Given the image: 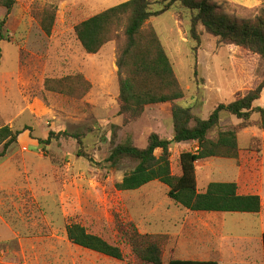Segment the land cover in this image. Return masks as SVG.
<instances>
[{"label": "rangeland", "instance_id": "obj_1", "mask_svg": "<svg viewBox=\"0 0 264 264\" xmlns=\"http://www.w3.org/2000/svg\"><path fill=\"white\" fill-rule=\"evenodd\" d=\"M127 1L16 0L8 14L5 41L0 43V128L27 130L0 158V264H143L129 246L127 235L132 230L168 237L162 247L164 264L173 258H206L202 253L206 250V219L215 224L222 220L217 231L233 244L228 251L232 258V251L242 246L240 237L259 232L254 215L189 212L169 199L168 188L158 182L133 192L116 190L115 185L135 164L123 162L113 167L106 162L113 130L115 144L131 138L138 148L147 145L152 133L171 139L174 104L190 108L194 118L206 119L218 104L243 97L264 76V60L259 56L219 45L202 30V42L196 46L189 38V13L172 7L147 20L145 27L158 35L183 97L173 104L147 106L137 121L124 125L118 113V42L88 55L77 41L74 27ZM211 1L241 19L254 18L264 6V0ZM150 2L151 10L156 11L163 0ZM43 13L54 14L49 35L40 26ZM5 15L6 10L0 8V21ZM76 75L91 85L85 95L80 96L78 89L65 94L45 88L47 81ZM255 105L264 108V91ZM257 119L254 115L249 126H243L235 117L221 114L219 126L208 137L235 131L237 158L197 162L199 191L210 182H235L240 192L261 194L264 199V131ZM50 132L57 138L48 146L38 145L37 139H46ZM64 133L86 137L79 145ZM195 150L192 142L171 145L172 174H180L179 154ZM75 223L120 247L123 260L69 243L65 229ZM196 235L201 241L192 240ZM253 256L262 264L259 252Z\"/></svg>", "mask_w": 264, "mask_h": 264}, {"label": "trees", "instance_id": "obj_2", "mask_svg": "<svg viewBox=\"0 0 264 264\" xmlns=\"http://www.w3.org/2000/svg\"><path fill=\"white\" fill-rule=\"evenodd\" d=\"M15 4L16 0H0V8L6 10V15L0 21V43L5 41L3 29ZM159 5L162 6L159 10L152 11L150 0H129L95 14L74 27L76 39L88 55L99 53L112 41L118 42L115 63L118 113L123 116L124 125L137 121L147 106L173 104L183 97L158 35L145 27L147 20L167 13L172 7L189 13V38L196 46L201 44L204 32L215 38L219 45L235 46L264 60V6L254 18L241 19L228 14L211 0H163ZM53 22L54 14H42L40 26L46 35L50 34ZM45 84L47 90L65 94L78 89L82 92L80 96L91 89L90 83L82 75L47 81ZM263 91L264 76L243 97L227 104H218L206 119L194 118L190 108L174 104L171 111L172 138L165 139L152 133L144 148L136 147L131 138L115 144L116 130H113L112 149L106 162L113 167L123 162L135 164L134 169L115 185L116 190L133 192L158 182L168 188L169 199L192 213L258 214L261 209L260 197L239 194L235 182H210L203 192H199L195 164L211 158H237L238 139L235 131H220L214 139L208 137L219 126L223 112L241 121L243 126H249L252 116L257 115V125L264 131V108L255 105ZM193 121L194 125H191ZM26 130H12L9 126L0 128V158L5 157L8 149L18 143L19 136ZM64 134L74 138L79 145L86 137L83 134ZM57 136L50 132L46 139H37V143L48 146ZM189 142L196 144V150L179 154L180 174L174 175L170 164L171 145ZM156 151H159V155H156ZM65 231L69 243L76 247L118 261L124 258L120 247L89 233L80 224H69ZM127 237L132 253L143 264H164L162 247L167 243L166 235H140L132 230ZM262 240L264 251V235ZM167 264L218 263L173 258Z\"/></svg>", "mask_w": 264, "mask_h": 264}, {"label": "crops", "instance_id": "obj_3", "mask_svg": "<svg viewBox=\"0 0 264 264\" xmlns=\"http://www.w3.org/2000/svg\"><path fill=\"white\" fill-rule=\"evenodd\" d=\"M203 191L204 189H201L199 192H203ZM238 193L241 195H258L260 197V200H261L260 212L258 214H250V215H254L255 218H257V222L260 228L258 234L252 237H240L239 242L240 244H242V246H239L240 249L238 251H232L233 256L232 258H230L228 256L231 252V246H233V244L229 243V240L224 235H220L219 231H217L218 225L220 227V224L221 223L223 224L222 220L220 219L221 222H217L218 224L217 223L215 224L213 223L212 219H206L205 220L206 224H204L205 232H206L205 233L206 250H204V252L202 253H204L207 257L206 258H200V257L199 258H178L179 260L214 261V262H217L218 264H261L253 256L254 252H259V256L260 255L262 256V260H260V262L264 264V251H263V240H262V237L264 235V199H262L261 194L248 193V192L242 193L240 192L239 187H238ZM196 214H201L205 216L204 213H196ZM211 216H215V215H211ZM209 217L210 216H206V218H209ZM191 238L192 240L201 241L200 239H198V235H196V237H191Z\"/></svg>", "mask_w": 264, "mask_h": 264}]
</instances>
